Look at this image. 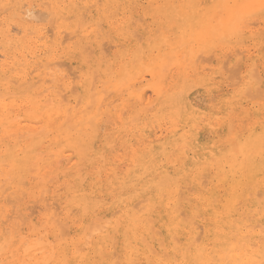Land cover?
Wrapping results in <instances>:
<instances>
[{
  "label": "bare ground",
  "instance_id": "obj_1",
  "mask_svg": "<svg viewBox=\"0 0 264 264\" xmlns=\"http://www.w3.org/2000/svg\"><path fill=\"white\" fill-rule=\"evenodd\" d=\"M245 2L0 0V260L260 259L264 104L250 99L264 96V41L215 7ZM238 46L255 52L238 89L230 58L197 72L200 51Z\"/></svg>",
  "mask_w": 264,
  "mask_h": 264
},
{
  "label": "rangeland",
  "instance_id": "obj_2",
  "mask_svg": "<svg viewBox=\"0 0 264 264\" xmlns=\"http://www.w3.org/2000/svg\"><path fill=\"white\" fill-rule=\"evenodd\" d=\"M100 7L102 8V4H101V1H100ZM36 10H37V8H36ZM35 9H34V11H33V15H35V17H38V18H40L39 20H41V18H43V19H45V17H46V15H48L47 13H44V12H41V11H39V10H37L36 11ZM39 11V12H38ZM133 18H136L137 20H135V19H131V21L134 23V25H133V23H132V25L135 27V28H137V26H142V27H144V28H146V30H145V32H149V30H148V23H149V19L145 16V14L143 13V12H140L139 14H138V16L137 15H135ZM141 19H142V21H141ZM138 20H140V22L138 21ZM256 23H258V22H256ZM135 24H136V26H135ZM53 26V23H51L48 27V30L50 29L51 31H52V29H51V27ZM255 28V29H254ZM250 29H251V31H250ZM254 29V30H253ZM50 30H49V32H50ZM246 31H248V32H246V33H244V36L246 37L247 35H248V37H246L247 38V41H248V44H251L252 43V40L254 39V42L256 41L255 40V38H256V35H259L260 36V28H259V26H258V24H256V26L254 25V27H251V28H248V30H246ZM137 32L138 33H140V31L137 29ZM52 33V32H51ZM50 33V34H51ZM249 33H251V34H249ZM64 35H66V34H64ZM249 35H253V38H251V36H249ZM260 38H261V36H260ZM251 39V40H250ZM261 40L262 41H264V39H262L261 38ZM74 40H71V41H68V42H66L64 45H63V47L64 48H66L67 47V45L69 44V43H71V42H73ZM108 42V41H107ZM109 43V42H108ZM105 44H106V42H105ZM237 49V50H236ZM238 49H239V51H238ZM91 50V49H90ZM114 50H115V48H113V49H111L109 52H107L108 53V56H111V54H112V52H114ZM230 50V52H228ZM225 51V52H224ZM224 51L223 52H221L220 54H219V58H217V55L215 54V52H209V53H205V51H200L199 53L200 54H198L197 56V58L195 59L196 61L195 62H197L198 60L197 59H199V61H198V63H196V65H197V67H196V69H197V72H199V71H202L204 74H207V75H214L215 73H217V72H219L220 73V64H222V63H224L223 61H225V63L228 61V58H230L229 59V62H227L228 64H226L227 66V68L229 67V68H231L232 69V65L234 64L235 65V70H238V68H239V66H240V71L238 70V72H237V74H239V77H238V79L240 78V74H241V71H242V69H243V65H244V61H245V59H246V57H248L249 55H255V52H253V54H247V51H244L243 53H240V52H242L243 50L242 49H240V46H238V47H236L235 48V51L236 52H239L238 54H236V52H234V50H231V49H224ZM89 52V50L87 51V53ZM92 53V52H91ZM202 53H203V57H202ZM219 53V52H218ZM90 54V53H89ZM213 54V59L211 58V55ZM225 54V55H224ZM236 54V55H235ZM95 56V53L93 52L92 53V55H90V57L93 59L94 58V56ZM208 55H210V56H208ZM236 57H235V56ZM85 56H86V54H85ZM206 56H208L209 58H211L210 59V61H209V58L206 60V59H203L204 57H206ZM231 56V57H230ZM89 58V55L87 54V56H86V58ZM195 58V57H194ZM202 58V59H201ZM227 58V59H226ZM239 58H240V60H239ZM80 58H78L77 60H79ZM201 59V60H200ZM227 61H226V60ZM81 60V59H80ZM201 61V62H200ZM203 61V62H202ZM235 61H236V64H235ZM238 61V62H237ZM239 61H240V63H239ZM209 63V64H208ZM211 63V64H210ZM224 63V64H225ZM237 63H239V65L237 64ZM64 64L66 65V66H63V68H61V71H63V73L65 74V75H67V77H68V74H69V76H71V77H74L73 76V73H75L76 74V71H75V68H74V66H73V64L72 63H69V62H64ZM222 65L223 67L225 66V65ZM238 65V66H237ZM68 66V68L67 69H65L64 67H67ZM70 66V67H69ZM231 66V67H230ZM206 67V68H205ZM208 67V68H207ZM214 67V68H213ZM223 67H221V68H223ZM238 67V68H237ZM71 68V69H70ZM205 68V69H204ZM219 68V69H218ZM69 69L71 70L70 72H68L69 71ZM229 70V74H231V75H233V73L231 72V71H233V70ZM66 70H68V71H66ZM205 70V71H204ZM214 70V71H213ZM223 70H225L226 71V68H224ZM223 70H221V73H223L224 75V77L225 78H228V72H225V71H223ZM235 70H234V73H236L235 72ZM210 72V73H209ZM74 74V75H75ZM235 75V74H234ZM233 75V76H234ZM233 76H229V77H233ZM237 76L238 75H236V76H234V77H236L235 78V80L237 79ZM147 79L148 80H150V77L149 76H147ZM237 79V80H238ZM230 78H228V79H226V82H227V84H232V86H229L230 87V89H233V90H235V89H238L239 88V86H240V82H241V80L239 79L238 80V82H237V80L234 82V85H236V86H234L233 85V78H232V83L230 82ZM79 81V79H76L75 81H74V85H73V88L75 89H77L78 90V88H77V82ZM237 82V83H236ZM236 83V84H235ZM76 86V87H75ZM75 89V90H76ZM122 89H124V88H122ZM110 91H112L111 93L109 92V93H105L106 94V97L107 96H109L110 94V97H108V100L109 101H112V100H114L115 101V104L114 105H119V101L120 100H117V97H116V95L113 93L114 92V89L112 88V89H110ZM147 92H148V95H149V97H148V99L152 102V103H154L153 101H154V99H155V97H154V95H153V92L151 91V89L150 88H147ZM113 93V94H112ZM76 94V93H75ZM74 94V95H75ZM77 94H78V92H77ZM75 95V97L77 98L78 96H80L79 94L78 95ZM104 94V95H105ZM128 95V93L126 92V93H124L123 95H122V98L123 99H125V98H127L128 96H126V95ZM113 95V96H112ZM253 95H255V97L256 98H254V96L252 97L251 96V99H250V101L252 102V103H255L256 104V102L258 103L257 105H262V104H264V96H262L261 97V99H260V96L258 95V94H256V93H254ZM256 95H258V96H256ZM249 98H250V96H249ZM253 98V99H252ZM116 99V100H115ZM259 99V100H258ZM262 102V103H261ZM131 103L132 104H134L135 102L133 101V100H131ZM124 117H127V115L125 114L124 115ZM9 200H11V199H9ZM8 200V201H9ZM13 201V199L10 201V202H8V208L10 209V208H13V209H10L11 210V212H14V211H12V210H15V212H16V208H14V207H16L15 205V203L14 202H12ZM12 202V203H11ZM14 203V204H13ZM33 204H35V206L33 205ZM33 204H31V205H29V212H32L31 210H34L35 212H37V213H33V215H31V219H37V218H39L41 215H42V211L39 209V208H37L38 207V205H36V203H33ZM14 206V207H13ZM31 206L33 207H35L36 209H31ZM33 207V208H34ZM28 212V213H29ZM40 212V213H39ZM12 214V213H11ZM13 215V214H12ZM33 216V217H32Z\"/></svg>",
  "mask_w": 264,
  "mask_h": 264
},
{
  "label": "snow or ice",
  "instance_id": "obj_3",
  "mask_svg": "<svg viewBox=\"0 0 264 264\" xmlns=\"http://www.w3.org/2000/svg\"><path fill=\"white\" fill-rule=\"evenodd\" d=\"M216 8H222L230 10L231 17L229 22V28L235 31H242L253 27L256 22L260 28L261 38L264 39V0H248L245 3L239 4H225L217 5ZM219 22L221 25L224 24V16H219ZM11 220V217H9ZM261 234L264 235V228L261 229ZM193 244L198 245L197 241H193ZM113 252L116 250V242L113 241L112 245ZM188 251H191V246H189ZM260 259L257 261L254 258L245 259L243 261L236 260L234 262H225V264H264V240L260 242ZM0 264H40V262H33L27 259H18V258H5L0 260ZM50 264V262H47ZM66 264V262H64ZM96 264H105L104 261H98ZM106 264H141V261L138 259L128 258L121 260L118 257L115 259L108 260ZM148 264H152L151 261H148ZM158 264H221L219 260L210 259L208 261H175V260H161Z\"/></svg>",
  "mask_w": 264,
  "mask_h": 264
}]
</instances>
